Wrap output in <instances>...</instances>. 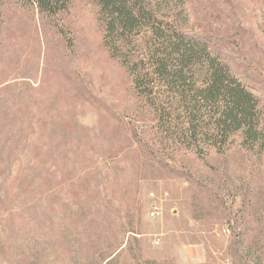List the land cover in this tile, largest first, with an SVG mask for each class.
Wrapping results in <instances>:
<instances>
[{
  "label": "rangeland",
  "instance_id": "374dc122",
  "mask_svg": "<svg viewBox=\"0 0 264 264\" xmlns=\"http://www.w3.org/2000/svg\"><path fill=\"white\" fill-rule=\"evenodd\" d=\"M183 2L179 26L229 58L264 123V0ZM97 11L0 8V264H264V149L235 134L224 154L150 157Z\"/></svg>",
  "mask_w": 264,
  "mask_h": 264
},
{
  "label": "trees",
  "instance_id": "16d2710c",
  "mask_svg": "<svg viewBox=\"0 0 264 264\" xmlns=\"http://www.w3.org/2000/svg\"><path fill=\"white\" fill-rule=\"evenodd\" d=\"M24 1L50 15L67 14L71 3ZM90 1L98 8L101 45L125 70L156 134L158 147L143 143L150 157L156 158V148L161 156L224 154L235 134L250 149H264L262 110L251 84L207 38L182 30L183 0Z\"/></svg>",
  "mask_w": 264,
  "mask_h": 264
},
{
  "label": "built area",
  "instance_id": "2783aa9c",
  "mask_svg": "<svg viewBox=\"0 0 264 264\" xmlns=\"http://www.w3.org/2000/svg\"><path fill=\"white\" fill-rule=\"evenodd\" d=\"M151 197H153V194H151ZM156 210H157L156 208H154V207L152 208V211H151V213H150V216H151V217H155V216L158 215L157 212H156Z\"/></svg>",
  "mask_w": 264,
  "mask_h": 264
}]
</instances>
